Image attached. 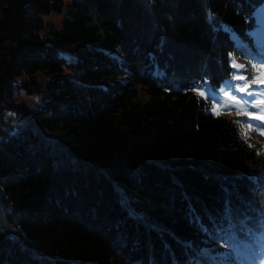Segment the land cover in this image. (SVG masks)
<instances>
[{
  "label": "trees",
  "instance_id": "1",
  "mask_svg": "<svg viewBox=\"0 0 264 264\" xmlns=\"http://www.w3.org/2000/svg\"><path fill=\"white\" fill-rule=\"evenodd\" d=\"M263 2L0 0V264H264V151L190 90Z\"/></svg>",
  "mask_w": 264,
  "mask_h": 264
},
{
  "label": "rangeland",
  "instance_id": "2",
  "mask_svg": "<svg viewBox=\"0 0 264 264\" xmlns=\"http://www.w3.org/2000/svg\"><path fill=\"white\" fill-rule=\"evenodd\" d=\"M49 19L57 23L59 16H50ZM207 19L211 21L214 17L208 13ZM255 19V26L248 31L249 40H246L233 31L224 19L219 18L217 26L226 30L235 45L241 48L240 54H230V66L235 62L240 67H231L230 75L218 87H212L205 80L195 83L190 90L209 101L208 112L234 120L239 135L264 151V2L256 8ZM158 72L160 70L155 71ZM40 78L42 80L45 77ZM22 96L31 105L39 100L36 96ZM208 246V253L222 255L224 264H238L228 249L215 241L209 240Z\"/></svg>",
  "mask_w": 264,
  "mask_h": 264
},
{
  "label": "snow or ice",
  "instance_id": "3",
  "mask_svg": "<svg viewBox=\"0 0 264 264\" xmlns=\"http://www.w3.org/2000/svg\"><path fill=\"white\" fill-rule=\"evenodd\" d=\"M231 67H240V66L236 65L235 62H233V63L231 64ZM238 78H242V77H238ZM245 79H246V78H245ZM201 94L203 95V93H201ZM248 95L251 96V95H253V93H248ZM211 98H212V97L210 96L209 99H211ZM216 102H217V103H220L219 100H217ZM253 107H255V106H253ZM258 127H260V126H258Z\"/></svg>",
  "mask_w": 264,
  "mask_h": 264
}]
</instances>
